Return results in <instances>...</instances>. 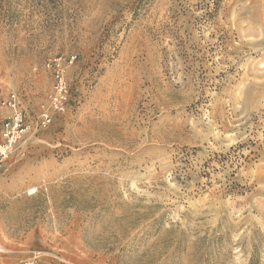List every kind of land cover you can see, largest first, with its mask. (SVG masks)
Segmentation results:
<instances>
[{
  "label": "rangeland",
  "instance_id": "obj_1",
  "mask_svg": "<svg viewBox=\"0 0 264 264\" xmlns=\"http://www.w3.org/2000/svg\"><path fill=\"white\" fill-rule=\"evenodd\" d=\"M13 93L0 264H264V0H0Z\"/></svg>",
  "mask_w": 264,
  "mask_h": 264
},
{
  "label": "built area",
  "instance_id": "obj_2",
  "mask_svg": "<svg viewBox=\"0 0 264 264\" xmlns=\"http://www.w3.org/2000/svg\"><path fill=\"white\" fill-rule=\"evenodd\" d=\"M51 65L53 66L54 92L51 95L49 108L44 110L40 116V121L44 125L52 121L53 113L65 109L68 95V83L61 62L55 59ZM5 109H7L8 115ZM27 129L28 124L17 95L13 93L6 100H0V171ZM27 264H34V261Z\"/></svg>",
  "mask_w": 264,
  "mask_h": 264
}]
</instances>
